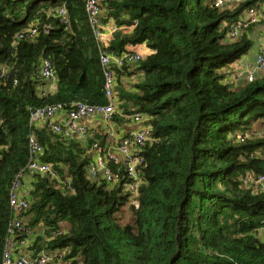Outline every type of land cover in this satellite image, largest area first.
Returning <instances> with one entry per match:
<instances>
[{
    "label": "trees",
    "instance_id": "trees-1",
    "mask_svg": "<svg viewBox=\"0 0 264 264\" xmlns=\"http://www.w3.org/2000/svg\"><path fill=\"white\" fill-rule=\"evenodd\" d=\"M100 3L99 21L117 26L107 52L149 49L137 62L111 66L119 111L143 113L154 138L138 153L137 192L125 188L133 179L123 168L112 185L88 176L90 145L104 144L106 128L88 129L86 142L29 124L37 106L106 104L84 0H0V70L7 74L0 78V264L14 217L11 186L29 161L32 134L39 160L59 177L30 174L23 187L28 207L17 218L31 232L25 248L33 257L44 249L56 254L54 264H264V190L247 180L264 175V125L253 127L264 121V71L236 84L230 67L253 46L259 23H247L234 42L225 36L264 0L233 7L216 0ZM31 25L33 38L24 31ZM42 58L53 64V92L40 90L47 81L38 75ZM127 74L138 77L124 84ZM121 114L111 122H127Z\"/></svg>",
    "mask_w": 264,
    "mask_h": 264
},
{
    "label": "built area",
    "instance_id": "built-area-1",
    "mask_svg": "<svg viewBox=\"0 0 264 264\" xmlns=\"http://www.w3.org/2000/svg\"><path fill=\"white\" fill-rule=\"evenodd\" d=\"M101 1L102 0H84V3L87 20L90 21L94 27V35L100 46V58L103 66L102 75L104 76L103 92L105 94L106 104L90 105L82 101L75 100L69 104L68 108L61 103L30 108V126L34 128L46 126L55 134L59 133L65 138L76 136L87 142L89 131L85 124L80 123V120L87 118L91 119L93 116L100 115L102 116L104 123L110 124L115 113L121 114L119 111L118 95L114 89V71L111 66L114 64L121 67L125 62H137L143 59L144 54L138 45H133L134 47L127 49L126 53L121 56H117L115 53L107 52L105 50V47L108 46L111 34L116 30L117 26L112 20H110L108 25H102L99 21ZM239 1L240 0H216V6L233 7ZM64 10V8H59L57 13L61 16L62 21L66 22V14ZM241 17V19H238L236 22L229 25L225 34L227 41H236L237 38L240 37L239 35L242 30L249 22L259 23L258 29H262V37L259 45L255 42V53L250 54L254 55V57L251 58L247 52L245 56L242 55L235 61L236 64L237 62L240 63L235 69L236 73L232 81L235 82L237 78L243 77L246 82H251L258 74H261L264 71V23H260L264 21V4H262L259 8L247 9ZM24 31L26 35L31 38L35 37L37 33V29L33 25ZM17 36L22 37L23 33H19ZM38 75L44 80L56 81L53 64L49 59L42 58L38 69ZM1 77L7 78V74L4 69L0 70V78ZM16 83V80H14V84ZM121 116L128 120H132L138 126L135 130L130 131L122 138L109 139L108 137L103 145L96 141L93 142L89 148L93 157L86 168L88 176L91 179L101 177L108 183V185H112L117 182L121 168H123L126 171L128 178L133 179L129 183L125 184V188L135 194L137 192L138 184L141 181L138 176L139 174L137 169L144 160V158L138 153H140V150L147 144V142H152L154 138L151 135V128L147 123V117L143 113L135 112L128 116L122 113ZM28 151L29 161L24 170L17 175L11 186L12 189L9 196V206H11L14 217L11 218L7 224V240L5 241L2 264H54V257L56 256V254L44 249L37 252V255L34 257L31 253L25 254L24 252H22V254L17 253V255L14 256V253L19 250V248H25L29 245L27 241L29 235L31 234L24 222L17 218V215L28 207L27 201L22 197L25 178L27 175L34 173L45 174L54 180L59 178L58 172L52 169L50 164L39 160L42 148L36 141L33 134L29 137ZM247 180L254 183V186L258 189L260 188L261 190H264V175H258L255 179H253L252 176H249L247 177ZM68 183L69 181L65 180V184ZM22 235H24V238ZM259 236L264 237V231H260ZM21 237L22 239L19 242H16V240ZM60 257L59 253L58 259Z\"/></svg>",
    "mask_w": 264,
    "mask_h": 264
},
{
    "label": "crops",
    "instance_id": "crops-1",
    "mask_svg": "<svg viewBox=\"0 0 264 264\" xmlns=\"http://www.w3.org/2000/svg\"><path fill=\"white\" fill-rule=\"evenodd\" d=\"M257 35L255 37V40H256V43H258L259 45V42L261 40V33H262V29L259 28L257 29ZM139 48L142 49V53L145 55L146 52L149 51V49L146 47V45H138ZM132 47H134L133 45H127V47L125 48L126 50L127 49H131ZM251 58L254 57V55H250L248 54ZM240 62H237V64H231L230 67H232L235 71L237 65L239 64ZM240 67V66H239ZM238 69V68H237ZM237 71V70H236ZM138 76H131L129 74L125 75V78H123V82L124 84H126L130 79H133V78H137ZM56 88V81H52V80H49V81H45V83H42L40 85V90L42 91L41 93H45V92H53ZM80 123L82 124H85L86 127L88 129H90V131L92 129H96L97 131L99 129H104L106 128V132H107V136H106V139L105 141L107 140V138L109 137V139L111 138H114V139H119V138H122L124 136H126L130 131H133L135 130V128L138 126L136 123H134L132 120H128L127 122H122L120 124H118L116 121L115 122H110V124H107V123H104V120L102 118V116L100 115H97V116H93L91 119L90 118H87V119H82L80 120ZM27 178H25L24 180V184H27L26 182L27 181ZM25 187V186H24ZM27 187V186H26ZM41 231V228H38V229H35V233H40ZM22 252H24L25 254H28V253H31L30 250H28V248H19V250H17L15 253H14V256L17 255V253H20L22 254Z\"/></svg>",
    "mask_w": 264,
    "mask_h": 264
},
{
    "label": "rangeland",
    "instance_id": "rangeland-1",
    "mask_svg": "<svg viewBox=\"0 0 264 264\" xmlns=\"http://www.w3.org/2000/svg\"><path fill=\"white\" fill-rule=\"evenodd\" d=\"M257 28H258V26L254 25V29L250 33L251 38L254 41V44L251 47V49L248 51L249 54H254L255 53V48H256V46H255V42H256L255 37L258 34L257 33ZM254 34H256V35H254ZM245 55L246 54H244L243 56H245ZM244 81H245V79L243 77H239V78H237V80H235V83L237 84V83H241V82H244ZM263 123H264V121H257L256 123L253 124V127L256 130V132H261V130H263V125H264Z\"/></svg>",
    "mask_w": 264,
    "mask_h": 264
},
{
    "label": "bare ground",
    "instance_id": "bare-ground-1",
    "mask_svg": "<svg viewBox=\"0 0 264 264\" xmlns=\"http://www.w3.org/2000/svg\"><path fill=\"white\" fill-rule=\"evenodd\" d=\"M100 51V50H99ZM115 67V66H114ZM130 115V114H129ZM140 174V173H139Z\"/></svg>",
    "mask_w": 264,
    "mask_h": 264
}]
</instances>
